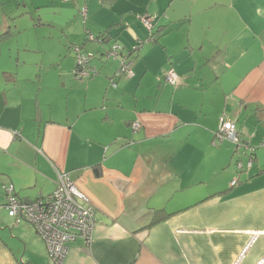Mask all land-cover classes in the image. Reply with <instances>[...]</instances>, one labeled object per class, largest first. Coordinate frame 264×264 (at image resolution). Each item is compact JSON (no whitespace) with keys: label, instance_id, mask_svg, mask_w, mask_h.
Instances as JSON below:
<instances>
[{"label":"crops","instance_id":"0c3cea01","mask_svg":"<svg viewBox=\"0 0 264 264\" xmlns=\"http://www.w3.org/2000/svg\"><path fill=\"white\" fill-rule=\"evenodd\" d=\"M29 4L9 6L6 25L43 31L72 20L80 31L68 38L73 61H56L53 77L40 62L20 61L18 44L0 61V264H51L5 194L12 184L29 203L50 194L61 172L95 206L91 241L69 242L62 264H254L264 256V0ZM150 32L155 41L132 53V76L111 86L118 60L103 52L117 43L125 53ZM75 47L98 76H75ZM169 67L176 85L164 81ZM221 117L234 121L238 142L220 139Z\"/></svg>","mask_w":264,"mask_h":264},{"label":"built area","instance_id":"2783aa9c","mask_svg":"<svg viewBox=\"0 0 264 264\" xmlns=\"http://www.w3.org/2000/svg\"><path fill=\"white\" fill-rule=\"evenodd\" d=\"M83 16L85 10L82 9ZM140 20L143 26L150 31V17L141 16ZM139 47L148 43V40H138ZM137 46H133L131 50H135ZM75 50L74 74L77 78L93 77L97 74L94 68L89 64V55L82 53L78 47ZM122 57L119 58V54ZM105 60H118V66L115 75L118 77L132 75V51L123 53L121 45L113 43L102 54ZM164 81L170 85H176L179 77L172 67L164 71ZM111 86L116 87V81H110ZM137 128V123H134ZM220 139H228L238 142L237 130L234 121L220 118ZM251 152L252 150H247ZM252 157L247 160V166L251 165ZM236 168L241 169L242 165L236 162ZM236 178L232 179L230 184L233 185ZM5 206L16 219L17 222L24 221L29 223L37 235L45 244L49 259L53 264H62L66 254L68 253V243L76 239H80L88 243L92 239L95 227V206L89 201L88 197L83 194L70 179L67 173L58 174V180L54 190L44 196L39 197L29 203L15 196L12 184L6 187ZM236 264V263H235ZM254 264H264V256L259 258Z\"/></svg>","mask_w":264,"mask_h":264},{"label":"rangeland","instance_id":"374dc122","mask_svg":"<svg viewBox=\"0 0 264 264\" xmlns=\"http://www.w3.org/2000/svg\"><path fill=\"white\" fill-rule=\"evenodd\" d=\"M17 1L18 0H0V48H2V55L0 57V61L2 62V57L5 59L8 48L13 51L15 50L16 46L20 45V61L24 60L29 64H31L32 62H40L43 66L41 72L45 73L47 71L50 73L47 77H53L56 75L55 70H59L58 65L54 64L56 61L61 64L62 68H66L70 64L71 60L73 61V45L69 44V39L75 36L74 32L80 30L76 29L75 31L74 21L72 20L66 21L63 25L54 23H51V25H46V27L39 25V28H44L43 31H37L35 30L36 27L30 28L31 26H28L26 30L24 28L19 29L17 22H12L10 26L6 25L5 22L8 19L6 18V15H4L3 12L6 11L9 6L14 7ZM19 1L22 5L23 0ZM32 1L35 0H24L28 8L30 5L29 3ZM50 8L51 6L48 7V9ZM80 11L81 8L79 9V13ZM79 15L80 18L83 20L84 17L81 15V13ZM36 16V14L33 16V20L36 19ZM29 17L32 18L31 15ZM25 44H27L28 47ZM69 46L71 50H69ZM15 56L16 54L14 53V57ZM49 63L51 65H49ZM90 67L93 68L91 65ZM116 68L114 69V73ZM114 73L112 75V79H114L115 81L121 78H126V76L118 77ZM96 76H98V74L94 75L93 77H88L86 79L89 80ZM242 157H244L243 161L245 163L246 154H242Z\"/></svg>","mask_w":264,"mask_h":264},{"label":"trees","instance_id":"16d2710c","mask_svg":"<svg viewBox=\"0 0 264 264\" xmlns=\"http://www.w3.org/2000/svg\"><path fill=\"white\" fill-rule=\"evenodd\" d=\"M98 38L99 37H96V39L98 40ZM144 40H148V43H151V42H154L155 41V34L153 33V32H150L147 36H146V38L144 39ZM99 41H101V39H99ZM147 43V44H148ZM139 44L140 43H138V41L134 44V46L136 45L137 46V48L133 51V50H131V48L133 47H131L130 48V52L132 51V53H137V51H138V48H139ZM74 58H75V56H74ZM89 60H90V58H89ZM89 65V64H88ZM90 66V65H89ZM75 67H76V63H75ZM132 76V75H131ZM130 76V77H131ZM117 82V81H116ZM166 83V82H165ZM251 155H252V158H253V155H254V150H252L251 152ZM249 153V154H250ZM159 219H161V214H160V210H157L156 212H155V214H154V216H153V218H152V220H151V223H154V222H156L157 220H159ZM21 222H24V221H21Z\"/></svg>","mask_w":264,"mask_h":264}]
</instances>
